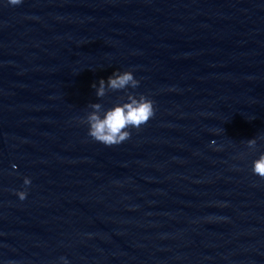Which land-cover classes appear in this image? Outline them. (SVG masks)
Returning <instances> with one entry per match:
<instances>
[{"label":"water","instance_id":"obj_1","mask_svg":"<svg viewBox=\"0 0 264 264\" xmlns=\"http://www.w3.org/2000/svg\"><path fill=\"white\" fill-rule=\"evenodd\" d=\"M115 68L155 110L104 145ZM259 151L264 0L0 2V264H264Z\"/></svg>","mask_w":264,"mask_h":264},{"label":"clouds","instance_id":"obj_2","mask_svg":"<svg viewBox=\"0 0 264 264\" xmlns=\"http://www.w3.org/2000/svg\"><path fill=\"white\" fill-rule=\"evenodd\" d=\"M2 2V0H0ZM9 5H19L22 0H7ZM140 80L134 76L133 70L113 69L106 77H101L91 83L95 89V96L103 98L108 92L121 93L115 97L109 106H105L100 100L89 102L87 109L79 123L87 125V135L93 140L104 145L120 144L131 135L132 129H138L146 123L154 114V100L144 93H137L130 89H135ZM246 144L250 150H255L256 138H249ZM16 166L13 165V168ZM250 170L253 174L264 178V151L258 154L250 162ZM31 182L29 176L22 178L23 185L27 186ZM16 196L23 200L26 197L27 189L16 190ZM61 264H69L66 257L60 256Z\"/></svg>","mask_w":264,"mask_h":264}]
</instances>
